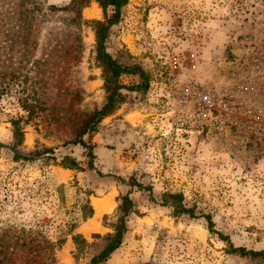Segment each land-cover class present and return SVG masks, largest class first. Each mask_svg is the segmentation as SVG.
Here are the masks:
<instances>
[{"label": "rangeland", "instance_id": "obj_1", "mask_svg": "<svg viewBox=\"0 0 264 264\" xmlns=\"http://www.w3.org/2000/svg\"><path fill=\"white\" fill-rule=\"evenodd\" d=\"M68 5L0 0V264H88L103 244L93 235L112 232L127 192L134 212L102 264H264L229 254L218 236L264 249V0H127L105 49L142 67L148 85L120 90L121 103L83 135L91 169L75 142L104 101L90 22L110 8L91 0L77 18ZM12 122L20 153L52 154L13 159ZM62 157L76 166L60 167ZM163 192L180 193L195 216L173 215Z\"/></svg>", "mask_w": 264, "mask_h": 264}, {"label": "trees", "instance_id": "obj_2", "mask_svg": "<svg viewBox=\"0 0 264 264\" xmlns=\"http://www.w3.org/2000/svg\"><path fill=\"white\" fill-rule=\"evenodd\" d=\"M91 0H69V5L67 10L72 12L75 17L78 18V14L81 9L87 6ZM95 1L103 13L107 8H110V14L107 16L104 22L100 21H91L90 23L93 26L94 36H95V55L96 60L101 65V73L103 79V91H104V101L102 105L93 110V112L87 117V119L82 123L81 129L77 134L76 144L80 145L84 150H86V157L89 158L87 161V166L92 168V146L86 144L82 137L85 134L91 133L95 130L96 126L101 122L104 117H107L111 112L116 108V106L121 103L123 96L120 93V90L125 89L128 91H133L136 87L146 88L148 85V76L139 65H121L119 64L105 49V40L107 37V31L110 26L118 22L120 9L123 7L127 0H92ZM122 75L136 76L139 79V82L131 87H124L118 82V78ZM13 126L12 131V144L11 149L13 152V159L19 161H33L42 156L43 153H51L48 149L36 150L29 153H20L18 148L21 145V136L22 131L20 128L16 127V123H11ZM52 154V153H51ZM59 166L65 169H72L76 166V162L69 157H62L59 161ZM121 183L128 186L129 188L135 187L139 190L150 189L148 187H142L138 182L134 181L133 178H128L127 181L118 179ZM182 195L180 193H171L163 192L160 194L159 204L161 206H166L171 209L173 215H187L188 217H194V212L191 208H186L182 203ZM117 209L120 212L116 217L115 221L110 225L112 232L105 234L103 237L98 235H93L94 238H101L103 244L101 249L89 259L88 264H102L104 263L109 256L119 247L122 237L126 231V218L133 214V203L129 198V192L122 195L117 200ZM89 215L86 216V218ZM207 231L209 233H216L213 231V223L209 217H205ZM220 240L223 241L227 246V252L237 253L241 256H249L251 258H260L264 260V249L262 250H244L243 248L232 247L231 243L227 238L218 235ZM73 244L77 245L78 243H83L84 241L80 238L79 235L71 237ZM46 254V253H45ZM35 257L38 259L41 258L39 254H36ZM35 262V261H34ZM49 264L40 261H37L34 264Z\"/></svg>", "mask_w": 264, "mask_h": 264}, {"label": "bare ground", "instance_id": "obj_3", "mask_svg": "<svg viewBox=\"0 0 264 264\" xmlns=\"http://www.w3.org/2000/svg\"><path fill=\"white\" fill-rule=\"evenodd\" d=\"M95 211H96V217H99L101 214H103L105 211H108L112 207L111 200H106L104 202H95L94 204ZM86 233L89 232L87 228H85Z\"/></svg>", "mask_w": 264, "mask_h": 264}, {"label": "crops", "instance_id": "obj_4", "mask_svg": "<svg viewBox=\"0 0 264 264\" xmlns=\"http://www.w3.org/2000/svg\"><path fill=\"white\" fill-rule=\"evenodd\" d=\"M95 215H96V212H95Z\"/></svg>", "mask_w": 264, "mask_h": 264}]
</instances>
